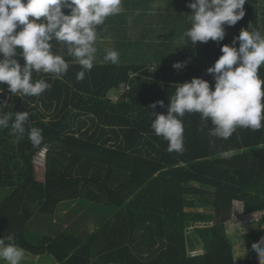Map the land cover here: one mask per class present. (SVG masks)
Segmentation results:
<instances>
[{"label":"trees","instance_id":"trees-1","mask_svg":"<svg viewBox=\"0 0 264 264\" xmlns=\"http://www.w3.org/2000/svg\"><path fill=\"white\" fill-rule=\"evenodd\" d=\"M188 2L184 0V32L190 27ZM244 8L245 16L234 26H225L226 35L219 43L209 40L192 45L184 37L182 61L186 63L179 70L172 63L153 67L94 64L78 81L80 65L64 55L69 69L61 78L33 72L34 82L44 80L51 85L40 96H10L7 85H0L4 88L0 98L10 96L5 111L13 119L15 112L30 113L23 139L18 141L10 128L0 129V187L12 188L0 202V237L11 236L16 245L33 253L48 251L61 264H97L90 257L100 245L108 254L106 264H258L251 244L264 236V215L255 229L242 236L248 251L235 262L226 222L234 201L241 202L245 213L264 212V127L258 131L238 127L224 140L209 136L207 128L199 130L203 123L199 114L186 113L181 118L184 151L176 153L168 152V141L154 134L149 113L153 102L168 104L175 83L200 77L214 88L213 75L206 70L222 55L221 46L231 44L241 29L264 35V0H246ZM52 52L62 54L61 45L54 41ZM17 58L23 65V58ZM259 76L264 79V65ZM110 93L118 95L117 99ZM155 111L166 113L167 108L157 105ZM84 116L100 123L102 136L110 133L116 146H106L109 138L99 144L93 140L99 133L82 130L87 121ZM31 128L41 130L43 142L38 147L28 140ZM45 146V182L40 183L35 180L32 159ZM226 152L230 157L225 158ZM102 156L107 157L105 161ZM66 158L70 159L67 165ZM93 158L105 163L102 166L107 170L105 181L96 189L91 184L94 180L83 176L87 173L84 165ZM144 187L146 192L141 191L136 202L126 203ZM85 196L121 208L84 243L69 233L38 244L28 241L24 227L36 210L52 214L60 201ZM207 208L213 214L198 211ZM190 222L214 224L195 227L189 235ZM197 243L203 253L188 254L187 246Z\"/></svg>","mask_w":264,"mask_h":264},{"label":"clouds","instance_id":"clouds-1","mask_svg":"<svg viewBox=\"0 0 264 264\" xmlns=\"http://www.w3.org/2000/svg\"><path fill=\"white\" fill-rule=\"evenodd\" d=\"M245 3L246 0H189L190 27L183 36L192 45L209 40L219 43L226 35L225 26H234L245 16ZM121 11L122 0H0V85H7L10 96H40L51 85L44 80L34 82L33 72L61 78L69 69L64 55L80 65L82 70L76 79H84L96 59L97 26H103L108 17ZM54 41L61 45L62 54L52 52ZM220 50L222 55L206 70L213 75L214 88L208 80L193 77L174 84L175 93L168 97L167 105L156 101L149 106L150 127L156 136L168 141V152L184 151L181 118L186 113L199 114L203 122L199 130L207 128L209 136L224 140L238 127L252 131L264 127V79L259 76V68L264 65V35L241 29L232 43L223 44ZM17 57L23 58V65ZM103 60L118 64V51L106 50ZM185 63L176 61L172 67L179 70ZM8 98H0V129L10 128L19 141L24 138L30 113L15 112L13 119L12 113L5 111ZM157 105L166 107L167 112H156ZM28 140L34 147L41 145V130L29 129ZM230 155L224 153L225 158ZM251 249L258 264H264V236L253 242ZM247 251L245 247L244 254L235 256L234 262ZM23 258L24 250L13 237H0V260L21 264Z\"/></svg>","mask_w":264,"mask_h":264},{"label":"rangeland","instance_id":"rangeland-1","mask_svg":"<svg viewBox=\"0 0 264 264\" xmlns=\"http://www.w3.org/2000/svg\"><path fill=\"white\" fill-rule=\"evenodd\" d=\"M184 22V0H122L121 13L108 17L103 26H97V53L94 63L104 64L103 56L109 49L118 51L119 63H142L153 67L160 63L173 64L182 61ZM110 94L114 99L118 96ZM83 118L89 119L87 116ZM4 190L6 189L0 188V202L8 195V191ZM190 198L192 199V195H187V199ZM198 211L206 214L214 212L211 208ZM234 219L226 222V234L233 244L235 257L244 254L242 236L255 229L258 223L241 226ZM213 224L214 222H190L187 231L190 235L195 227ZM187 250L190 255L203 253L202 246L198 243L188 245ZM245 257L246 255L236 260Z\"/></svg>","mask_w":264,"mask_h":264},{"label":"crops","instance_id":"crops-1","mask_svg":"<svg viewBox=\"0 0 264 264\" xmlns=\"http://www.w3.org/2000/svg\"><path fill=\"white\" fill-rule=\"evenodd\" d=\"M98 64V63H94ZM87 120L85 124H83L82 130H88V134L93 133L94 131L99 133L96 138L93 140H99V144L103 139L109 138L106 146H116L115 138L111 139L110 141V133H105L102 136V131H100V123L97 121L95 122H88ZM75 125H77L75 123ZM77 133L76 136H78ZM87 137V136H86ZM113 137V136H111ZM121 140V139H119ZM95 156L98 155L97 152H92ZM103 157V158H102ZM100 157L101 160L107 158L106 156ZM70 159H64V164L67 165ZM81 166V162H77ZM105 163L99 161L97 158H93L91 162L84 165L85 171H87L86 175L87 179H93L92 186L98 185L100 181H105L107 170ZM34 176L35 180L44 183L45 182V167L44 168H34ZM2 189H6L8 191V195H10L12 188L10 187H0ZM97 186L94 187L96 189ZM4 190V191H6ZM146 192L145 187L137 193L133 194L126 203L136 202L135 198L140 195V192ZM7 195V196H8ZM145 197H147L146 193H142ZM6 196V197H7ZM5 197V198H6ZM4 198V199H5ZM3 199V200H4ZM133 202V203H134ZM121 207H117L114 204H103L98 201H92L85 197H79L76 199H66L60 201L55 211L52 214H45L41 213L40 211L36 210L31 218L27 221L24 227V233L28 241L32 242L33 244H38L42 240L45 239H55L61 233H69L79 240L82 243L88 241L92 236L97 234L99 228L105 223L107 220L112 218L115 213ZM30 228V229H29ZM28 229V230H27ZM131 247V245H128ZM23 249V248H22ZM104 249V250H102ZM24 250V258L21 261V264H61L57 261V259L50 254L48 251H44L41 253H33L30 251ZM203 250V249H202ZM103 245L96 246L92 249L90 261L97 264H106L108 263V254ZM107 256V257H106ZM106 257V258H105ZM243 259V258H242ZM0 264H6L5 261L0 260ZM109 264H116L114 261L109 262Z\"/></svg>","mask_w":264,"mask_h":264},{"label":"built area","instance_id":"built-area-1","mask_svg":"<svg viewBox=\"0 0 264 264\" xmlns=\"http://www.w3.org/2000/svg\"><path fill=\"white\" fill-rule=\"evenodd\" d=\"M112 98H113V96H112ZM116 99H114V100H116ZM47 152H48V147L45 146L33 156L32 163H33L35 169H38L37 167L44 168ZM263 215H264L263 211H258V212H253V213H245L243 205L241 204V202L234 201L233 202V210H232L231 217L228 220V222H230V220L235 218L233 221L240 222L241 226H243V225L252 226V225L258 223Z\"/></svg>","mask_w":264,"mask_h":264}]
</instances>
